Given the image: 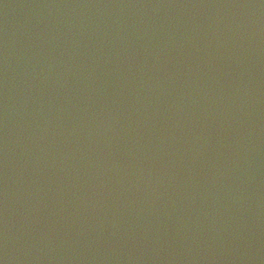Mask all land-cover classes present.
<instances>
[{"label":"water","instance_id":"water-1","mask_svg":"<svg viewBox=\"0 0 264 264\" xmlns=\"http://www.w3.org/2000/svg\"><path fill=\"white\" fill-rule=\"evenodd\" d=\"M0 264H264V0H0Z\"/></svg>","mask_w":264,"mask_h":264}]
</instances>
